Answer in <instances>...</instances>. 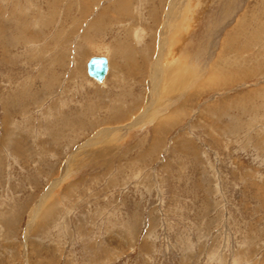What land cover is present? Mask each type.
<instances>
[{
    "label": "rangeland",
    "instance_id": "obj_1",
    "mask_svg": "<svg viewBox=\"0 0 264 264\" xmlns=\"http://www.w3.org/2000/svg\"><path fill=\"white\" fill-rule=\"evenodd\" d=\"M0 264H264V0H0Z\"/></svg>",
    "mask_w": 264,
    "mask_h": 264
},
{
    "label": "water",
    "instance_id": "obj_2",
    "mask_svg": "<svg viewBox=\"0 0 264 264\" xmlns=\"http://www.w3.org/2000/svg\"><path fill=\"white\" fill-rule=\"evenodd\" d=\"M87 66L89 75L99 81H103L109 71V63L106 56L91 57Z\"/></svg>",
    "mask_w": 264,
    "mask_h": 264
},
{
    "label": "bare ground",
    "instance_id": "obj_3",
    "mask_svg": "<svg viewBox=\"0 0 264 264\" xmlns=\"http://www.w3.org/2000/svg\"><path fill=\"white\" fill-rule=\"evenodd\" d=\"M175 1V0H174ZM177 2H178V0H176ZM173 4H175V2H173ZM177 4V3H176ZM172 6V5H171ZM174 7V6H173ZM171 18H172V14H171V16H170ZM100 19V18H99ZM170 21V20H169ZM171 28V27H170ZM165 31V30H164ZM103 55H104V53H103ZM183 56V55H182ZM163 57V56H162ZM90 60V59H89ZM88 60V61H89ZM108 63H109V59H108ZM87 65H88V63H87ZM157 66V65H156ZM178 66V65H177ZM113 68V67H112ZM172 68V67H171ZM156 69V75H155V77L153 78V81H154V84H157V85H155L156 87H158V85L159 84H161V83H163V81H165V82H169V80H170V74L169 73H167V72H165V69H164V71L163 70H161V67H159V68H155ZM109 70H110V63H109ZM87 71H88V66H87ZM159 72V73H158ZM169 72V71H168ZM108 73H109V71H108ZM108 73H107V75H108ZM115 73V72H114ZM89 74V73H88ZM111 74V73H110ZM107 75H106V77H107ZM106 77L104 78V80L106 79ZM179 77V76H178ZM93 78V77H92ZM172 78V77H171ZM93 79H95L96 81H98V82H100V83H102V82H104V80L103 81H99V80H97L96 78H93ZM172 80V79H171ZM177 80V79H176ZM161 82V83H160ZM174 85V84H173ZM23 115V114H22Z\"/></svg>",
    "mask_w": 264,
    "mask_h": 264
}]
</instances>
